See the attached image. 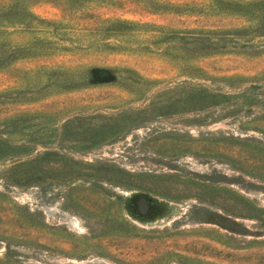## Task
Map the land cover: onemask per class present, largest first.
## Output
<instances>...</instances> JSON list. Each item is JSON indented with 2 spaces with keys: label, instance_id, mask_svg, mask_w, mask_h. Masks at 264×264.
Instances as JSON below:
<instances>
[{
  "label": "rangeland",
  "instance_id": "374dc122",
  "mask_svg": "<svg viewBox=\"0 0 264 264\" xmlns=\"http://www.w3.org/2000/svg\"><path fill=\"white\" fill-rule=\"evenodd\" d=\"M0 264H264V0H0Z\"/></svg>",
  "mask_w": 264,
  "mask_h": 264
}]
</instances>
